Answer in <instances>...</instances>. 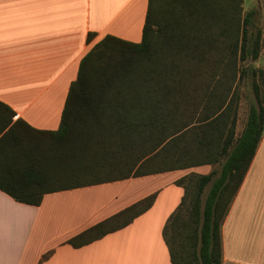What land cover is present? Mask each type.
I'll list each match as a JSON object with an SVG mask.
<instances>
[{
  "label": "trees",
  "instance_id": "obj_1",
  "mask_svg": "<svg viewBox=\"0 0 264 264\" xmlns=\"http://www.w3.org/2000/svg\"><path fill=\"white\" fill-rule=\"evenodd\" d=\"M243 3L149 0L141 42L107 35L82 58L57 130L15 121L0 101V189L39 206L53 192L219 164L176 181L185 195L163 235L172 264H223L225 216L264 134V67L250 64L264 56V29ZM245 78L257 103L238 135ZM156 198L68 243L79 248L125 228Z\"/></svg>",
  "mask_w": 264,
  "mask_h": 264
},
{
  "label": "crops",
  "instance_id": "obj_2",
  "mask_svg": "<svg viewBox=\"0 0 264 264\" xmlns=\"http://www.w3.org/2000/svg\"><path fill=\"white\" fill-rule=\"evenodd\" d=\"M148 6L149 0H0V101L16 112L14 120L57 130L82 58L107 35L141 42ZM252 10L264 29L261 10L246 13ZM238 128L239 122L240 135ZM214 170L220 165L135 177L140 195L134 178L53 192L39 206L0 189V264H172L163 232L185 195L176 181ZM153 193L154 205L125 228L79 248L68 243ZM222 234L223 264H264V134Z\"/></svg>",
  "mask_w": 264,
  "mask_h": 264
},
{
  "label": "rangeland",
  "instance_id": "obj_3",
  "mask_svg": "<svg viewBox=\"0 0 264 264\" xmlns=\"http://www.w3.org/2000/svg\"><path fill=\"white\" fill-rule=\"evenodd\" d=\"M243 7H244V12L251 10L252 7H258L261 10L260 18L262 19L260 22H262V25H264L263 23L264 21V0H244ZM250 64L255 67H264V56H261V58L258 61H251ZM238 92L241 95L240 109H239V128H238L240 130L239 133H241L246 125L251 106L257 103L254 92H253L252 80L250 78H245L239 84ZM134 180L135 181H133L132 187L137 188L135 190L136 195H140L143 189L138 187L139 185L137 181L138 178H134ZM144 191H145V188H144Z\"/></svg>",
  "mask_w": 264,
  "mask_h": 264
}]
</instances>
